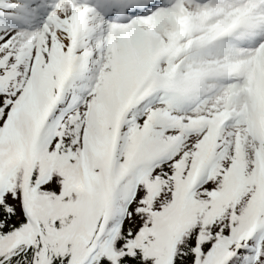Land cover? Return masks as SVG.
<instances>
[{
    "label": "snow or ice",
    "instance_id": "6c2138e0",
    "mask_svg": "<svg viewBox=\"0 0 264 264\" xmlns=\"http://www.w3.org/2000/svg\"><path fill=\"white\" fill-rule=\"evenodd\" d=\"M0 264H264V0H0Z\"/></svg>",
    "mask_w": 264,
    "mask_h": 264
}]
</instances>
